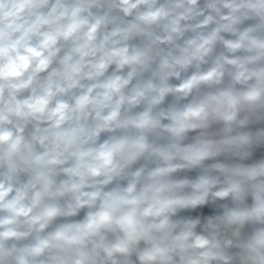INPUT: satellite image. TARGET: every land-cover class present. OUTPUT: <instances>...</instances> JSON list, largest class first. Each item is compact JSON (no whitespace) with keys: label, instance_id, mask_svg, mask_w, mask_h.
<instances>
[{"label":"clouds","instance_id":"9594fccd","mask_svg":"<svg viewBox=\"0 0 264 264\" xmlns=\"http://www.w3.org/2000/svg\"><path fill=\"white\" fill-rule=\"evenodd\" d=\"M0 264H264V0H0Z\"/></svg>","mask_w":264,"mask_h":264}]
</instances>
